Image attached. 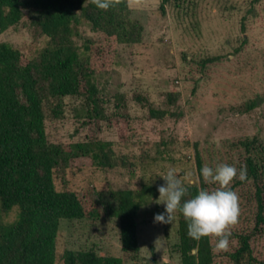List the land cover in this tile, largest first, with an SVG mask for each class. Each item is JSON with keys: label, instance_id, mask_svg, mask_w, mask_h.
Returning <instances> with one entry per match:
<instances>
[{"label": "rangeland", "instance_id": "1", "mask_svg": "<svg viewBox=\"0 0 264 264\" xmlns=\"http://www.w3.org/2000/svg\"><path fill=\"white\" fill-rule=\"evenodd\" d=\"M128 4L132 18L143 25L142 39L116 44L110 68L94 77L111 119H90L84 98L66 96L63 116L45 121L50 141L100 138L111 143L116 159L123 158L125 164L101 168L79 163L55 173L56 188L89 192L102 209L117 189L143 184L159 188L170 168L183 184L199 183L197 150L203 166L227 163L239 169L251 153L264 164V0H171L164 10L162 0H128ZM73 38L83 52L86 44L100 43L104 36L81 19ZM0 42L33 58L48 38L33 36L24 17L0 32ZM207 58L216 60L205 63ZM169 92L178 93L172 105L166 102ZM150 108L167 113L151 117ZM235 192L240 211L228 230L252 231L254 254L264 262V226L254 229L249 189L243 186ZM159 195L158 191L138 211L136 256L123 253L115 218L61 219L57 263L65 249L92 248L102 255L123 257V264H181L176 251L178 211L172 222L155 220L165 211L157 202ZM18 213L17 205L2 211L0 201V224L15 222ZM217 239L211 235L212 264H232L229 253L237 247L235 238L230 236L226 250L216 249Z\"/></svg>", "mask_w": 264, "mask_h": 264}, {"label": "trees", "instance_id": "2", "mask_svg": "<svg viewBox=\"0 0 264 264\" xmlns=\"http://www.w3.org/2000/svg\"><path fill=\"white\" fill-rule=\"evenodd\" d=\"M170 1L162 0L163 10ZM24 17L28 18L33 36H46L48 44L37 56L28 58L20 49L0 42L1 210L8 212L13 206L19 207L15 222L0 224V264H59L60 220L103 216L117 220L121 249L134 257L140 249L138 211L157 196L158 187L143 184L137 189H117L102 209L89 192L57 189L55 173L79 163L110 168L125 161H118L111 143L100 138L52 142L47 137L45 121L63 116L66 96L84 98L90 119H111L102 106L94 77L108 71L116 44L141 41L143 25L132 18L128 0H114L108 10L98 8L93 0H0V32ZM81 19L104 36L100 43L86 44L83 52L73 38L75 25ZM214 60L207 58L204 62ZM177 96L176 92L167 93L166 102L174 104ZM166 113L167 110L150 108L151 117L160 118ZM249 145L246 143V147ZM195 157L199 183L184 184L188 191L183 199H190L200 188L217 187L200 175L203 164L198 150ZM242 166L247 178L236 179L229 187L234 191L248 187L247 200L254 207L256 229L264 226V164L251 153ZM177 211L176 251L181 264H212L215 252L211 235L199 240L189 237L187 221ZM251 232L237 229L231 233L237 242L229 253L232 264H264L254 254ZM61 261L60 264H123V257L102 255L92 248L65 249Z\"/></svg>", "mask_w": 264, "mask_h": 264}, {"label": "clouds", "instance_id": "3", "mask_svg": "<svg viewBox=\"0 0 264 264\" xmlns=\"http://www.w3.org/2000/svg\"><path fill=\"white\" fill-rule=\"evenodd\" d=\"M100 9L108 10L114 0H93ZM205 182L217 185L212 190L200 188L190 199H183L188 189L176 175L175 169H169L162 176L165 184L159 186L158 203H163L165 211L155 215V220L164 223L172 222L174 213L179 210L187 221V235L199 240L213 235L218 237L215 247L226 250L229 247L231 232L230 225L238 221L239 198L229 185L234 178L243 181L247 178L244 166L239 169L235 165L222 163L215 167L204 165L199 170Z\"/></svg>", "mask_w": 264, "mask_h": 264}]
</instances>
